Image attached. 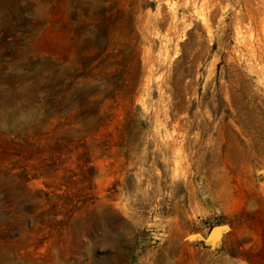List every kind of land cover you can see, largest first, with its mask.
<instances>
[{
	"label": "rangeland",
	"instance_id": "obj_1",
	"mask_svg": "<svg viewBox=\"0 0 264 264\" xmlns=\"http://www.w3.org/2000/svg\"><path fill=\"white\" fill-rule=\"evenodd\" d=\"M0 264H264V0H0Z\"/></svg>",
	"mask_w": 264,
	"mask_h": 264
},
{
	"label": "water",
	"instance_id": "obj_2",
	"mask_svg": "<svg viewBox=\"0 0 264 264\" xmlns=\"http://www.w3.org/2000/svg\"><path fill=\"white\" fill-rule=\"evenodd\" d=\"M228 226L229 224L227 223H220V224L213 225L211 230L209 231V233L207 234L205 238L209 240H213V241L216 240L222 234V231ZM192 235L202 236V233L196 232V233H193Z\"/></svg>",
	"mask_w": 264,
	"mask_h": 264
}]
</instances>
